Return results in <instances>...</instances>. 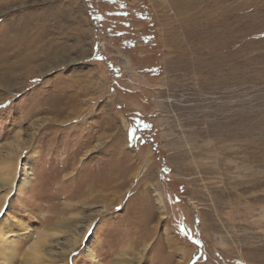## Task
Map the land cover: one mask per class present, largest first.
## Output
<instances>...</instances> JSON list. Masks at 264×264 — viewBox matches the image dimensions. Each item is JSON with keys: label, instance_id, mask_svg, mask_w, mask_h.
<instances>
[{"label": "rangeland", "instance_id": "1", "mask_svg": "<svg viewBox=\"0 0 264 264\" xmlns=\"http://www.w3.org/2000/svg\"><path fill=\"white\" fill-rule=\"evenodd\" d=\"M2 55L0 264H264V0H0Z\"/></svg>", "mask_w": 264, "mask_h": 264}, {"label": "bare ground", "instance_id": "2", "mask_svg": "<svg viewBox=\"0 0 264 264\" xmlns=\"http://www.w3.org/2000/svg\"><path fill=\"white\" fill-rule=\"evenodd\" d=\"M21 42V41H20ZM22 53V52H21ZM37 55V54H36ZM7 56H5V55H2L1 56V58H0V60H6L7 58H6ZM29 58H31V60H32V58L33 59H35V55H33V54H29V55H22L21 57H20V61H21V63H23V60L24 61H30L29 60ZM27 66V65H26ZM126 126V125H125ZM27 156V155H26ZM28 159H29V156H28ZM15 160H16V158H15ZM6 163H8V164H6ZM5 166H4V168H0L1 169V171H0V176H1V179L3 180V182H5L4 183V185H5V188L2 190V194H0V209H1V207H2V205L6 202V200H7V198H8V196H9V194H10V192H11V189L13 188V181L12 180H14V179H12V176H11V174H12V171H13V169L11 170L10 168H8L10 165H9V161H5ZM15 166H16V164H14ZM15 166H14V169H15ZM13 167V166H12ZM6 168V169H5ZM20 168V167H19ZM24 167H22V169H23ZM21 169V170H22ZM15 170H17V168L15 169ZM16 173H17V171H16ZM20 174H21V171L19 172ZM25 174V173H24ZM23 177H26V179H27V182H29V178H28V176L27 175H24ZM14 178H16V177H14ZM0 179V180H1ZM10 179H12V180H10ZM17 179V178H16ZM20 181V180H19ZM21 183H22V179H21V181H20ZM20 182H19V185H20ZM2 183V182H1ZM28 184V183H27ZM2 189V188H1ZM157 201H158V203H159V205H161L162 206V203L163 202H161V200H160V198H157ZM7 217V216H6ZM6 220V218H1L0 217V258L2 259V260H6V253L4 252V251H6L8 248H10V249H13V246H12V244L14 243V238L13 237H8V238H3V236H8L11 232H17V235L18 236H20V234L21 233H19L18 231L20 230L18 227H16V225L15 224H11L12 226H11V229L9 228V227H6V226H3V223H4V221ZM19 226V225H18ZM88 226H89V224L88 225H86V229L88 228ZM45 227H49V226H47L46 224H45ZM84 233H85V231H84ZM85 236V234H82L81 235V238L82 237H84ZM15 237V236H14ZM39 240L37 241V242H34L33 244H31L29 247H30V249H31V251H32V254H31V257H32V259H38V258H41L42 257V254H41V247L39 246V242L40 241H43L44 239L43 238H38ZM6 241H7V243H6ZM76 244H77V241H76V239H73L72 241H71V244L69 245V247H68V249H67V252H69V251H71L72 249H74V247L76 246ZM19 244H17V247H14L15 249H17L19 246H18ZM90 246L87 244L86 245V247H85V251H86V254H88V253H90V248H89ZM91 258H95V256H93L92 254H91ZM42 259V258H41Z\"/></svg>", "mask_w": 264, "mask_h": 264}, {"label": "snow or ice", "instance_id": "3", "mask_svg": "<svg viewBox=\"0 0 264 264\" xmlns=\"http://www.w3.org/2000/svg\"><path fill=\"white\" fill-rule=\"evenodd\" d=\"M3 107H5L4 105H2V104H0V108H3Z\"/></svg>", "mask_w": 264, "mask_h": 264}]
</instances>
